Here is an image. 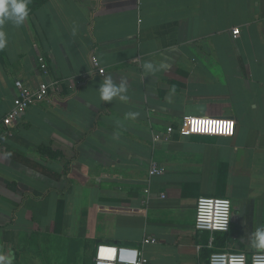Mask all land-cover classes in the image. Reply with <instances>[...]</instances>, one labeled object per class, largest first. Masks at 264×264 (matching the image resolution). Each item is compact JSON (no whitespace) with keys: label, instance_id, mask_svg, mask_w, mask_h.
<instances>
[{"label":"crops","instance_id":"0c3cea01","mask_svg":"<svg viewBox=\"0 0 264 264\" xmlns=\"http://www.w3.org/2000/svg\"><path fill=\"white\" fill-rule=\"evenodd\" d=\"M28 7L22 25L0 29V253L13 264H94L107 244L142 248L149 264H209L217 251H264L252 242L264 228V0ZM108 76L126 84V100L100 99ZM17 80L63 90L6 128ZM185 116L234 119L236 134L155 142ZM154 163L164 173L150 177ZM200 197L231 200L229 233L195 229Z\"/></svg>","mask_w":264,"mask_h":264},{"label":"built area","instance_id":"2783aa9c","mask_svg":"<svg viewBox=\"0 0 264 264\" xmlns=\"http://www.w3.org/2000/svg\"><path fill=\"white\" fill-rule=\"evenodd\" d=\"M235 37L240 35V29L233 31ZM40 69L48 73L46 58H38ZM94 68L100 75L104 74L97 59H93ZM18 95L14 100L12 110L4 119L6 128L16 127L32 107L38 104L56 105L60 101L63 83L53 81L43 83L37 89L26 88L23 82L17 80L15 83ZM237 122L231 118H215L206 116H185L175 127L167 128L168 135L164 138L155 137V142H168L169 137L178 133L183 138L190 137H213L233 138L236 134ZM164 170L157 163L152 164L149 176L163 174ZM146 194H150L148 188ZM161 198H165L162 196ZM225 201L228 202L227 206ZM147 202V200H146ZM233 205L231 200L214 197H200L197 201L195 229L200 232L229 233L231 229ZM213 240V239H211ZM155 239L144 240L142 246L155 244ZM243 256L245 264H264V251L255 252L248 256L244 252L217 251L210 257L209 264H236L239 257ZM94 264H149L144 251L139 247L113 246L102 244L97 247Z\"/></svg>","mask_w":264,"mask_h":264},{"label":"clouds","instance_id":"9594fccd","mask_svg":"<svg viewBox=\"0 0 264 264\" xmlns=\"http://www.w3.org/2000/svg\"><path fill=\"white\" fill-rule=\"evenodd\" d=\"M30 0H0V29L5 24L11 23L20 26L29 16L30 9L28 7ZM8 45V38L5 31L0 30V51L4 50ZM146 70L153 68L152 64L145 65ZM100 99L104 102H111L114 98L119 97L126 100L127 92L126 84L121 82L119 85L113 82L110 76L105 77L104 82L99 86ZM134 117V113H129ZM227 206L228 202H224ZM252 242L257 249L264 250V228H257L252 234ZM0 264H13L11 254L0 253ZM236 264H245L243 256L239 257Z\"/></svg>","mask_w":264,"mask_h":264},{"label":"rangeland","instance_id":"374dc122","mask_svg":"<svg viewBox=\"0 0 264 264\" xmlns=\"http://www.w3.org/2000/svg\"><path fill=\"white\" fill-rule=\"evenodd\" d=\"M232 215H233V210H232ZM10 252V250H8Z\"/></svg>","mask_w":264,"mask_h":264}]
</instances>
